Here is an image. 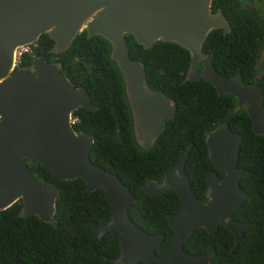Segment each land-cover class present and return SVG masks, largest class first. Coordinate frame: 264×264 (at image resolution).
<instances>
[{
    "label": "water",
    "instance_id": "1",
    "mask_svg": "<svg viewBox=\"0 0 264 264\" xmlns=\"http://www.w3.org/2000/svg\"><path fill=\"white\" fill-rule=\"evenodd\" d=\"M214 0H0V211L19 201L20 218L39 217L57 227L60 188L41 183L27 160L49 168L60 180L81 179L84 193L104 189L111 205L110 222H87L100 239L117 231L121 252L105 259L116 264H212L217 255L211 248L193 255L185 244L199 229L215 234L224 226L234 234V253L253 223L233 219L246 203L248 193L241 186L248 171L239 167L244 137L224 124L207 135L208 158L215 168L207 176L206 198L202 201L192 188L186 172L193 144L178 162L167 169L164 181H149L143 191L149 196L176 192L182 204L168 221L178 241L162 255L156 254L165 236L141 229L130 216L136 196L118 175L91 160L95 145L88 133H77L72 118L78 109L98 110L85 88H75L61 73L62 65L47 58L35 59L26 69L16 66L20 47L33 45L48 34L54 49L65 52L83 32L102 35L113 45L112 58L126 82L134 116V133L143 148H151L167 128L165 120L176 117L172 100L148 85L145 66L130 55L125 37L133 35L150 47L158 41L181 45L191 53L190 69L182 84L210 83L221 96L230 94L239 108H245L256 135H264L262 88L258 83L243 86L242 74L232 78L217 72L214 53L203 47L216 29L231 31L224 13L212 12ZM203 69L199 72L200 64ZM217 171L224 173L221 179Z\"/></svg>",
    "mask_w": 264,
    "mask_h": 264
},
{
    "label": "trees",
    "instance_id": "2",
    "mask_svg": "<svg viewBox=\"0 0 264 264\" xmlns=\"http://www.w3.org/2000/svg\"><path fill=\"white\" fill-rule=\"evenodd\" d=\"M257 1L214 0L212 12L221 10L231 31L227 35L223 29L212 31L203 50L214 53L219 74L232 78L241 73L243 86L258 83L264 106V0H259L260 7L256 6ZM125 39L131 58L145 66L149 87L170 98L177 108L176 117L165 120L166 130L150 149H144L136 140L126 82L112 58L113 45L106 37H91L85 31L65 52L59 53L54 50L55 41L45 34L32 45L33 54L25 55L18 69H26L35 59L45 57L62 65L61 73L75 88L89 92L92 105L98 110L78 109L74 117L79 121L74 128L94 137L91 160L118 175L131 189L136 196L130 207L132 220L148 234H164L165 248L178 238L168 216L181 211V199L174 191L149 196L144 187L149 181L163 182L167 169L193 144L186 172L195 194L206 202L207 176L215 171L208 158V133L228 124L242 134L239 167L248 175L241 186L249 198L233 219L254 226L246 231L234 253L230 252L234 234L224 226H219L215 234L199 229L185 249L199 256L215 248L217 255L212 264H264V135L253 132L249 114L238 107L232 95L220 96L206 81L182 84L190 69L189 50L163 40L145 47L133 35ZM202 69L203 63L199 71ZM28 164L41 183L60 188L55 217L58 226L37 216L20 218L22 201L0 211V264H116L105 257L120 254V234L110 231L100 239L86 225L91 221L99 225L110 222L112 209L105 190L84 193L83 180L63 181L41 163L28 160ZM217 173L221 179L225 176L221 171Z\"/></svg>",
    "mask_w": 264,
    "mask_h": 264
},
{
    "label": "built area",
    "instance_id": "3",
    "mask_svg": "<svg viewBox=\"0 0 264 264\" xmlns=\"http://www.w3.org/2000/svg\"><path fill=\"white\" fill-rule=\"evenodd\" d=\"M33 54V47L32 45H27V46H24V47H20L17 52H16V66L17 68L19 67L21 61H22V58L25 56V55H32ZM79 121V118L78 117H74L72 118V124H76L77 122Z\"/></svg>",
    "mask_w": 264,
    "mask_h": 264
},
{
    "label": "flooded vegetation",
    "instance_id": "4",
    "mask_svg": "<svg viewBox=\"0 0 264 264\" xmlns=\"http://www.w3.org/2000/svg\"><path fill=\"white\" fill-rule=\"evenodd\" d=\"M260 5H261V4H260V2H259V0H258L257 3H256V6H257V7H260ZM252 9H254V8H252ZM54 47H55V46H54ZM54 50H55V49H54ZM55 51H56V50H55ZM28 67H29V66H28ZM28 67H27V68H28ZM199 68H200V67H199ZM199 72H200V71H199ZM72 125H73V124H72ZM75 125H76V124H74L73 126H75ZM75 131H76V130H75ZM134 131H135V130H134ZM77 133H78V132H77ZM80 133H81V132H80ZM161 134H162V133H161ZM161 134L158 136V138L161 136ZM135 137H136V136H135ZM158 138H157V139H158ZM157 139H156V141H157ZM156 141H155V142H156ZM155 142H154V144H155ZM154 144H153L151 147H153ZM144 149H150V148H144ZM31 161H32V160H31ZM27 163H28V160H27ZM28 165H29V164H28ZM223 178H224V177H223ZM223 178H222V179H223ZM161 196H162V195H161ZM202 201H203V200H202ZM181 209H182V207H181ZM179 213H180V212H179ZM177 214H178V213H177ZM169 215H170V214H169ZM168 222H169V221H168ZM197 231H198V230H197ZM197 231H196V232H197ZM175 233H176V232H175ZM158 235L165 236L164 234H158ZM176 235H177V234H176ZM177 237H178V236H177ZM103 238H104V237H103ZM191 238H192V237H191ZM165 240H166V236H165ZM165 240H164V242H163L160 246H158V247L156 248V254L159 255V256L162 255V254H164V252L167 251L168 249H170V248H171V247H172V246L178 241V238H177V241H176L171 247H168V248H165V242H166ZM185 250H186V249H185ZM212 262H213V261H212Z\"/></svg>",
    "mask_w": 264,
    "mask_h": 264
},
{
    "label": "rangeland",
    "instance_id": "5",
    "mask_svg": "<svg viewBox=\"0 0 264 264\" xmlns=\"http://www.w3.org/2000/svg\"><path fill=\"white\" fill-rule=\"evenodd\" d=\"M263 4H264V1H263ZM261 12H262V14L264 15V8L262 9V11H261ZM263 61H264V59H263Z\"/></svg>",
    "mask_w": 264,
    "mask_h": 264
},
{
    "label": "clouds",
    "instance_id": "6",
    "mask_svg": "<svg viewBox=\"0 0 264 264\" xmlns=\"http://www.w3.org/2000/svg\"><path fill=\"white\" fill-rule=\"evenodd\" d=\"M176 110H177V108H176ZM166 123V122H165ZM205 202V201H204Z\"/></svg>",
    "mask_w": 264,
    "mask_h": 264
}]
</instances>
